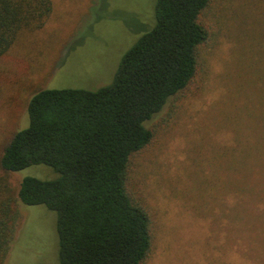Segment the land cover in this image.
Listing matches in <instances>:
<instances>
[{"label": "rangeland", "instance_id": "obj_1", "mask_svg": "<svg viewBox=\"0 0 264 264\" xmlns=\"http://www.w3.org/2000/svg\"><path fill=\"white\" fill-rule=\"evenodd\" d=\"M201 21L210 39L197 75L149 122L154 139L131 158L129 191L152 218L146 264H237L238 252L264 264V220L244 224L234 213L242 164L244 205L264 216L263 180L250 182L264 177V0H213ZM155 22L156 0H52L43 26L23 31L0 56V154L11 134L28 126L34 92L111 84L123 55ZM26 176L58 173L30 165L9 174L12 187ZM16 205L2 264H60L57 212Z\"/></svg>", "mask_w": 264, "mask_h": 264}, {"label": "trees", "instance_id": "obj_2", "mask_svg": "<svg viewBox=\"0 0 264 264\" xmlns=\"http://www.w3.org/2000/svg\"><path fill=\"white\" fill-rule=\"evenodd\" d=\"M212 1L156 0L155 25L123 55L111 84L32 94L28 126L14 131L0 154V264L15 236L18 201L57 212L60 264H146L152 218L129 191L131 158L153 141L149 122L197 75L201 48L210 39L201 15ZM51 11L52 0H0V56L23 31L43 26ZM39 164L58 177L26 176L18 190L12 187L10 173ZM236 172L235 216L244 224L251 217L261 223L264 216L244 205L249 190L242 164ZM259 179L264 188V177L250 182ZM245 256L236 253L237 264H249Z\"/></svg>", "mask_w": 264, "mask_h": 264}]
</instances>
